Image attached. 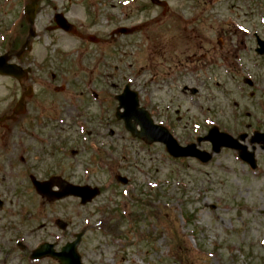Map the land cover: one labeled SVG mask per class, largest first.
Here are the masks:
<instances>
[{"label": "rangeland", "instance_id": "obj_1", "mask_svg": "<svg viewBox=\"0 0 264 264\" xmlns=\"http://www.w3.org/2000/svg\"><path fill=\"white\" fill-rule=\"evenodd\" d=\"M43 1L35 25L38 37L24 60L34 77L25 85H35L37 93L28 100L24 117L2 124L19 128L0 131V167L6 177L0 181L6 204L0 211V264H59L50 258L32 262L27 254L44 240L61 250L81 232L83 264H264V152L257 147L256 171L228 149L207 164L173 159L163 145L146 146L129 137L116 119L113 98L132 80L149 100L151 105L143 103L150 110L159 106L158 118L183 119L175 128L181 137H189L192 124L205 133L209 121L221 123L234 136L264 132V58L255 56L248 38L257 32L264 39V0H165L166 10L138 0L128 9L132 20L126 24H141L140 30L115 41L109 32L122 21L104 18L113 8L118 12L125 0ZM28 2L13 0V19L18 12L22 17ZM56 12H64L81 37L49 30ZM28 32L19 27L13 41H26ZM90 37L99 39L97 45ZM223 59L240 64L239 69H227ZM211 68L219 70V78L206 87L191 84L198 89L193 97L189 89L185 93L164 83ZM48 74H56L55 83L61 78L67 89L53 93L54 87L39 81ZM245 75L254 77L258 89L244 86L240 91ZM86 82V88L102 95L98 102L88 98ZM107 93L111 100H106ZM20 95L13 80L0 77V117L13 110ZM80 111L102 146L97 157L81 149L84 141L68 122ZM34 117L48 144L34 140L28 131ZM57 117L65 121L63 127L56 125ZM65 137L69 146L64 150ZM201 148L210 151L208 145ZM83 154L88 155L85 165ZM12 162L14 173L7 176ZM33 172L41 179L61 176L77 185L100 187L101 194L83 205L76 197L48 201L34 194ZM116 174L127 177L129 184L118 183ZM57 220L66 224L64 231Z\"/></svg>", "mask_w": 264, "mask_h": 264}, {"label": "water", "instance_id": "obj_2", "mask_svg": "<svg viewBox=\"0 0 264 264\" xmlns=\"http://www.w3.org/2000/svg\"><path fill=\"white\" fill-rule=\"evenodd\" d=\"M38 0H33V4L30 6H27L26 12L28 14V20L33 23L35 18V9L36 4ZM56 22L59 28L71 32L74 28L72 25H70L62 16H57ZM261 49L259 50V53L264 54V43H259ZM3 72H6L7 74H14L17 72V70H14V68L5 69ZM129 92V87H127L125 94ZM133 97L135 98V106H137V97L136 94L132 93ZM122 105L128 104L127 98L125 95L121 96L120 98ZM129 110V109H128ZM146 118V122L142 127V131L140 133H137L136 131H133L135 135L142 137H148V142H163L167 146V150L169 153L175 157H196L202 160L203 162H207L212 158V154H209L207 152H202L196 148L195 145L189 146L186 148L180 147L175 140H173L172 136L169 134V132L162 128L155 126L152 121L149 119L148 115L144 116ZM134 128V127H133ZM134 130V129H133ZM247 135L241 136V140H245ZM150 138V139H149ZM210 140L213 142V152L219 153L221 151L222 147H228L233 148L236 150H239L240 157L250 163L253 167L256 166L255 160H254V153L253 152H247V147L239 144L237 139H233L232 137H229L225 134H220L218 129H213L210 132V135L206 138V140ZM252 143H264V134L256 133L254 137L252 138ZM264 149V146H263ZM39 186V185H38ZM42 187V186H41ZM40 187V188H41ZM69 191H65L64 193H60L57 196H54L55 199H62L64 197H67L69 195H74L81 198V201L83 204H86L87 202L91 201L94 197H96L99 194V191L97 189H90L89 187H81V188H73L69 186ZM45 188L48 190L50 189L49 185H45ZM52 198V199H53ZM62 228H64V225H61ZM82 234L78 235L76 240L72 243H68L62 250L61 253H55L54 246L53 245H44L41 248H39L36 252L34 257L40 258L45 255H51L53 257L58 258L62 264H82L81 263V257L77 252L78 245L80 244Z\"/></svg>", "mask_w": 264, "mask_h": 264}, {"label": "flooded vegetation", "instance_id": "obj_3", "mask_svg": "<svg viewBox=\"0 0 264 264\" xmlns=\"http://www.w3.org/2000/svg\"><path fill=\"white\" fill-rule=\"evenodd\" d=\"M6 1L7 0H0V2H5L6 3ZM13 0H8V2H12ZM4 3V4H5ZM65 14V13H64ZM126 19H129V17H128V15L126 16ZM4 23H3V21H2V17H1V15H0V37H1V35H2V32H3V30H4ZM6 34H9V44L8 45H6V48H5V51H9V52H11V54H13V24L11 25V27L9 28V29H7V31L5 32ZM2 51H3V46H2V43H1V41H0V54L2 53ZM25 104L27 105V103H26V101H25ZM15 121V120H14ZM32 127V126H31ZM14 177V176H13ZM30 181H31V179L33 178V177H35V178H37V179H41V178H39V177H37V175L36 174H34V172L33 173H31L30 174ZM3 179H6V177H3L2 176V174H1V169H0V181L1 180H3ZM33 181H31V183H32ZM33 185V184H32ZM1 187V186H0ZM33 188H34V191H35V195L36 196H38V190L33 186ZM4 204L5 203H3V206H4ZM11 214L13 215L14 213H13V211L11 212Z\"/></svg>", "mask_w": 264, "mask_h": 264}]
</instances>
